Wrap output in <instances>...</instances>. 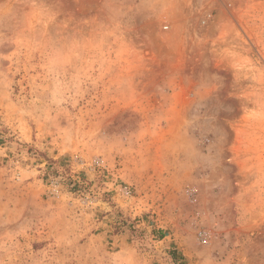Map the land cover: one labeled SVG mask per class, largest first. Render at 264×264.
<instances>
[{"label":"rangeland","instance_id":"374dc122","mask_svg":"<svg viewBox=\"0 0 264 264\" xmlns=\"http://www.w3.org/2000/svg\"><path fill=\"white\" fill-rule=\"evenodd\" d=\"M0 264H264V0H0Z\"/></svg>","mask_w":264,"mask_h":264},{"label":"trees","instance_id":"16d2710c","mask_svg":"<svg viewBox=\"0 0 264 264\" xmlns=\"http://www.w3.org/2000/svg\"><path fill=\"white\" fill-rule=\"evenodd\" d=\"M168 253L170 254L171 258L174 261L179 262V260H180L181 257L180 256H177V258H175L176 255H175V252L174 251L170 250Z\"/></svg>","mask_w":264,"mask_h":264}]
</instances>
